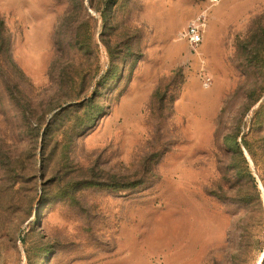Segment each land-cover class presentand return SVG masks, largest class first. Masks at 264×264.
I'll return each instance as SVG.
<instances>
[{
	"label": "rangeland",
	"instance_id": "374dc122",
	"mask_svg": "<svg viewBox=\"0 0 264 264\" xmlns=\"http://www.w3.org/2000/svg\"><path fill=\"white\" fill-rule=\"evenodd\" d=\"M221 1L0 0V264H264V0Z\"/></svg>",
	"mask_w": 264,
	"mask_h": 264
},
{
	"label": "built area",
	"instance_id": "2783aa9c",
	"mask_svg": "<svg viewBox=\"0 0 264 264\" xmlns=\"http://www.w3.org/2000/svg\"><path fill=\"white\" fill-rule=\"evenodd\" d=\"M213 4H217L219 0H210ZM203 25L195 24L187 27L185 33L183 34V38L186 39L190 46L198 47V45L202 41L203 36Z\"/></svg>",
	"mask_w": 264,
	"mask_h": 264
},
{
	"label": "crops",
	"instance_id": "0c3cea01",
	"mask_svg": "<svg viewBox=\"0 0 264 264\" xmlns=\"http://www.w3.org/2000/svg\"><path fill=\"white\" fill-rule=\"evenodd\" d=\"M220 1H221V0H220ZM220 1H219V2H220ZM230 1H231V0H229L227 4H229ZM219 2H218V3H219ZM234 2H236V4H237V5H236V10H237V9H243V8L246 7V6H245V0H237V1H234ZM222 3H223V1H221V4H222ZM221 4H220V5H221Z\"/></svg>",
	"mask_w": 264,
	"mask_h": 264
}]
</instances>
